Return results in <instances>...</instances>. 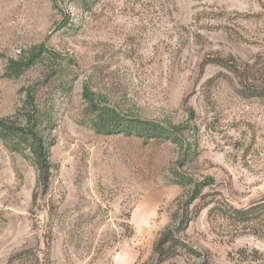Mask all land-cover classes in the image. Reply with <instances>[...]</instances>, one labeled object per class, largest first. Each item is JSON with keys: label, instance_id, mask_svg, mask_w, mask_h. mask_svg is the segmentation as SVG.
Returning <instances> with one entry per match:
<instances>
[{"label": "rangeland", "instance_id": "obj_1", "mask_svg": "<svg viewBox=\"0 0 264 264\" xmlns=\"http://www.w3.org/2000/svg\"><path fill=\"white\" fill-rule=\"evenodd\" d=\"M229 57L264 71V0H0V119L22 124L36 83L55 119L47 192L0 140V264H158L187 201L186 249L164 264H264V219L231 217L264 202V100L201 66ZM86 87L98 106L181 128L182 145L98 131Z\"/></svg>", "mask_w": 264, "mask_h": 264}, {"label": "trees", "instance_id": "obj_2", "mask_svg": "<svg viewBox=\"0 0 264 264\" xmlns=\"http://www.w3.org/2000/svg\"><path fill=\"white\" fill-rule=\"evenodd\" d=\"M62 3L65 0H61ZM40 52L32 53L24 62H11L8 67V73L11 77H18L26 72L34 63L36 58L41 56L44 47ZM216 66L225 70L231 75L232 80L236 82V93L245 99L264 100V71L256 69L253 66L243 68L235 59L229 58H210L202 64L205 69L208 66ZM39 83L34 88H30L26 97L29 110L25 112L22 124H16L10 119H0V140L12 152L26 155L35 165L38 172V183L42 186L44 192H47L53 174V164L51 161L52 132L55 125V119L52 111L44 109L37 103ZM84 96L89 104L88 111L92 115L94 127L104 133H124L126 135H135L144 140H163L174 144H181V128L167 123L164 126L161 123L153 121L138 120L129 116L121 115L116 109L107 106H98L93 94L86 87ZM105 103L102 101V104ZM190 127V126H189ZM187 128V127H186ZM195 132V126L190 128ZM189 131V130H188ZM193 139V138H191ZM197 151V142L192 140L185 150L184 161L194 159ZM27 154V155H28ZM183 160L179 165L184 167L186 163ZM175 182L181 187H187L192 184V180L183 174L174 172ZM199 187L196 189L195 199L201 194ZM191 204V203H190ZM187 202L182 203L181 213L178 217L179 224L175 231L172 228L165 229L158 237L153 247L152 258L158 264H164L169 259L176 256L181 248H185L184 243L176 236V233L184 232L186 224L190 219L189 207ZM231 217L239 223L253 224L264 219V202L254 204L249 208L237 209L232 212ZM175 220V221H177Z\"/></svg>", "mask_w": 264, "mask_h": 264}]
</instances>
